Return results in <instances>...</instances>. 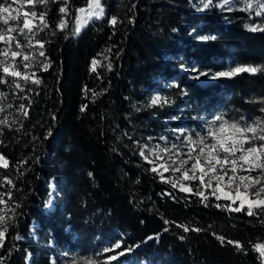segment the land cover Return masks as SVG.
Returning a JSON list of instances; mask_svg holds the SVG:
<instances>
[{
    "label": "trees",
    "instance_id": "16d2710c",
    "mask_svg": "<svg viewBox=\"0 0 264 264\" xmlns=\"http://www.w3.org/2000/svg\"><path fill=\"white\" fill-rule=\"evenodd\" d=\"M101 1L104 16L77 35L72 15L87 0L36 4L46 14L48 28L37 38L50 67L35 68L39 85L21 81L23 90L15 89L11 77L0 83V119L16 121L0 125V154L8 161L0 164V209L9 220L0 264H63L61 252L103 260L114 250L124 252L104 264H263L254 245L264 241V213L229 212L215 205L230 203L214 196L206 206L196 195L168 194L139 155V141L157 125L152 116L160 110L149 97L165 90L163 82L184 89L188 105L215 102L230 118L264 122V71L206 87L181 71L264 69V32L245 27L242 12H200L190 0ZM65 6L66 15L59 11ZM51 180L58 193L46 212Z\"/></svg>",
    "mask_w": 264,
    "mask_h": 264
},
{
    "label": "snow or ice",
    "instance_id": "6c2138e0",
    "mask_svg": "<svg viewBox=\"0 0 264 264\" xmlns=\"http://www.w3.org/2000/svg\"><path fill=\"white\" fill-rule=\"evenodd\" d=\"M62 3L65 0H61ZM232 0H223L221 7L230 6ZM29 5L43 4L46 5L48 0H27ZM213 6V0H207L203 3L205 9ZM258 8L256 16L260 17L264 13V3L253 5L246 3L245 11L252 8ZM65 15L68 12L67 6L59 9ZM79 14L76 18L74 33L79 34L83 25L87 24L92 18H102L105 10L102 7L101 0H87V8H80ZM12 3L10 0H0V21L4 26L9 25V21H16L18 26L13 28H0V41L5 45L4 49L0 51V83H7L6 77L13 78L12 87L15 89H22L21 81L25 84L31 83L39 85L42 81L32 71L34 67H40L46 71L50 67V62L46 60V53L44 51L45 42L37 38L38 31H44L48 28L45 13H40L38 23H34L37 18V12L32 10L23 13L22 26H19V13L13 15ZM110 23L115 25L117 20L113 17ZM58 27L64 29L67 27V22L61 19ZM252 32H264V26H249L245 25ZM18 33L23 39L22 44L16 36L12 33ZM15 43L13 50L12 44ZM25 48L28 51H25ZM17 58L20 62L17 63ZM38 58H45L44 61ZM99 61L93 59L91 61V70L96 71ZM110 70L112 65L108 64ZM23 69L21 71L20 69ZM264 71V69L252 66H239L231 68L229 71H221L216 73L217 77H234L240 73H257ZM205 75V73H200ZM6 96L5 93L0 92V99ZM161 103V97L155 96L151 99V105ZM11 107V106H9ZM86 106L81 107V111L85 110ZM18 110L24 117H28L29 112L25 104H20ZM5 109L0 107V112ZM16 121H9L7 117L0 119V125L10 126ZM247 124V122L243 121ZM51 133L49 132V135ZM149 140L152 138L149 137ZM160 139H165L161 137ZM186 143L184 147L186 152H181L177 149L175 144L171 148H161L159 145L149 147L148 145H141L139 148V155L152 165L151 171L158 173L164 182L171 184L172 188L179 187L181 192H194V194L201 198L207 206L208 195L205 190L212 188L211 195L215 196L217 200L223 198L231 201L233 204L239 201V206L233 207L232 204H216V207H223L225 210L234 213L246 211L248 216L257 215V210L264 213V122L257 121L255 124L242 128L237 124H230L229 119H225L224 115L214 116L207 125L206 135L197 134L194 139L192 135H186ZM149 153L154 159H150ZM165 156L167 159H165ZM0 164L4 168L8 167V161L0 154ZM174 175L181 173L178 180L165 178L164 173L169 172ZM256 172V175H252ZM244 173V174H241ZM91 175V173H90ZM227 177V179H226ZM199 181V187L193 190V187L186 185L184 182ZM215 181V187H213ZM11 183V181H9ZM227 189V190H225ZM234 192V194H233ZM253 198H249V197ZM0 204H4V200L0 198ZM246 206V207H245ZM14 212V209L12 210ZM264 223V220L261 221ZM9 220L6 219V214L0 211V246H3L5 234L8 230ZM185 232L190 229L182 226ZM199 231L200 229H193ZM183 238V237H181ZM221 242L234 244L238 249L242 250V245L239 241L227 240L223 236L218 237ZM119 247V244L116 245ZM255 250L259 253L262 260H264V244H256ZM105 251H108L107 249ZM94 264V262H89Z\"/></svg>",
    "mask_w": 264,
    "mask_h": 264
},
{
    "label": "rangeland",
    "instance_id": "374dc122",
    "mask_svg": "<svg viewBox=\"0 0 264 264\" xmlns=\"http://www.w3.org/2000/svg\"><path fill=\"white\" fill-rule=\"evenodd\" d=\"M207 2V0H190L191 5L197 10V11H205L207 9L211 8H217L221 10L222 12H229V11H239L242 12L243 15L246 18V25L251 26H264V13L260 17L256 16V11H259L260 9L258 8H252L249 9L248 11H245L246 3L250 2L253 5L259 4V3H264V0H232L230 6H225L221 7L223 0H213V6L205 9L203 7V3ZM10 3H12V8H13V15H17L19 13V26H22V19H23V13L24 12H30L32 10L36 11L35 6L29 5L27 3V0H10ZM102 4V1H101ZM83 8H87V5L82 6ZM79 7L73 12V20L76 23V18L79 14V9L82 8ZM102 7L105 10L104 5L102 4ZM38 17L39 14L37 13V18L34 19V23H38ZM95 18H92L90 21H88L87 24L83 25L81 28V31ZM17 27L18 23L16 21H9L8 26H4L2 24V21H0V28H7V27ZM80 31V32H81ZM79 32V33H80ZM13 36H16L17 39L20 40V42L23 44L24 41L21 40V37L19 36L18 33L13 32ZM77 35V34H76ZM0 47L2 50L4 49L5 45L2 41H0ZM13 50L15 49V43L13 42L12 44ZM25 51H28L27 48H25ZM20 62V58H17V63ZM239 66H252L253 65H231L228 64L226 68L221 69V70H199L196 68L192 69H186V68H181V71L184 73L186 79L195 82L199 85L202 86H207L208 83L217 81L219 78L223 77H217L215 74L221 71H229L231 68L234 67H239ZM36 67L32 69L33 72L36 73L35 70ZM23 71V69H20ZM200 73H205V75H200ZM173 84V85H172ZM162 86L165 87L164 91H154L149 97V104L151 105V99L155 96L161 97V103L154 105L152 107H158V112L154 113L152 116V120H155L157 122L156 127L152 129V135H149L139 141V146L141 145H148L149 147H153L155 145H159V147L164 148H171L173 144L177 146V149L181 152H186L187 148L184 147L186 140L185 137L186 135H192L194 139L197 138V134L200 135H206L207 131V125L208 123L213 119L214 116L221 115L223 114L225 119L229 120H234L233 118H230L226 116L220 109V106L218 103H213V102H205L203 104H196V105H188L187 103L184 102V89L179 90L177 88L176 83H168V82H163ZM172 87H175L174 90H172ZM237 119V118H236ZM239 119V118H238ZM253 119H249L247 117H244L245 122H250ZM261 121V120H259ZM263 122V121H261ZM151 137L152 139L149 140L148 138ZM161 137L165 139H160ZM146 155H149L150 159H154L149 153L146 152ZM165 159L167 157L165 156ZM147 162V161H146ZM152 168V165L149 164ZM244 174V173H241ZM256 172H253L252 175H256ZM156 175L159 177L161 181L164 182L160 178V175L156 173ZM165 178H170L172 180H178L181 176V173H175L174 175L169 172L164 173ZM227 179V177H226ZM186 185H189L193 187V190L195 191L196 188L199 187V181H192V182H184ZM165 186L167 187L166 192L168 194H172L173 191H180L179 187L177 188H172L171 184L164 182ZM49 187V194L48 197L45 201V206L44 210L46 212H51L54 209V202H55V197L56 194L58 193L57 186L54 180H51L48 184ZM213 187H215V181H213ZM227 190V189H225ZM174 192V193H175ZM181 192V191H180ZM212 188H208L205 190V194L208 196H213L211 195ZM187 195H195L194 192H182ZM234 194V192H233ZM215 197V196H214ZM0 198L2 196L0 195ZM250 199L253 197H249ZM3 199V198H2ZM223 199V198H221ZM4 200V199H3ZM230 204H232L233 207L239 206V201H236L234 204L231 201H228ZM5 205V201L4 204ZM246 207V206H245ZM0 211L4 212L3 209H0ZM37 228V222H34L32 225V232L33 234L35 233V229ZM256 244H264V241H259ZM255 244V245H256ZM254 245V246H255ZM114 249L117 248L116 246L113 247ZM255 248V247H254ZM113 254L110 255L107 259H99L98 257H86V256H78L75 254H69V253H64L61 252L63 256V264H89V262H94V264H104L112 262L118 257L123 254L124 251H116ZM262 259V258H261ZM264 264V260H262ZM123 264H126V262H123Z\"/></svg>",
    "mask_w": 264,
    "mask_h": 264
},
{
    "label": "clouds",
    "instance_id": "9594fccd",
    "mask_svg": "<svg viewBox=\"0 0 264 264\" xmlns=\"http://www.w3.org/2000/svg\"><path fill=\"white\" fill-rule=\"evenodd\" d=\"M259 120L258 117L254 118L252 121L248 122L247 124L243 123L244 117H240L239 119L229 120L230 124H237L238 126L242 128L249 127L253 124H255Z\"/></svg>",
    "mask_w": 264,
    "mask_h": 264
}]
</instances>
